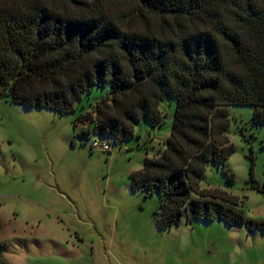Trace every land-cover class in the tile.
<instances>
[{"label":"trees","instance_id":"16d2710c","mask_svg":"<svg viewBox=\"0 0 264 264\" xmlns=\"http://www.w3.org/2000/svg\"><path fill=\"white\" fill-rule=\"evenodd\" d=\"M129 1L124 21L134 28L100 0H0V100L69 114L109 85L75 126L121 143L139 122L162 125L159 104L172 99L164 149L130 176L134 190L159 196V228L218 218L264 231L222 202L235 198L199 186L210 164L234 153L228 107L252 106L254 122H264V0ZM250 180L261 190L252 170ZM3 253L0 244L7 264Z\"/></svg>","mask_w":264,"mask_h":264},{"label":"rangeland","instance_id":"374dc122","mask_svg":"<svg viewBox=\"0 0 264 264\" xmlns=\"http://www.w3.org/2000/svg\"><path fill=\"white\" fill-rule=\"evenodd\" d=\"M100 5L123 27H137L124 21L134 10L129 0ZM109 90L93 87L69 114L0 100V244L7 264H264L261 227L216 218L159 228V196L134 190L130 176L164 149L176 102H160L163 124L139 122L128 141L84 136L76 118ZM228 113L234 153L223 166L210 164L199 186L235 198L236 205L222 202L264 224V122H254L252 106H230Z\"/></svg>","mask_w":264,"mask_h":264},{"label":"built area","instance_id":"2783aa9c","mask_svg":"<svg viewBox=\"0 0 264 264\" xmlns=\"http://www.w3.org/2000/svg\"><path fill=\"white\" fill-rule=\"evenodd\" d=\"M92 147H100V148H102L105 151H108L109 150V146L106 145V144H103V143H100V144L93 143L92 144Z\"/></svg>","mask_w":264,"mask_h":264}]
</instances>
